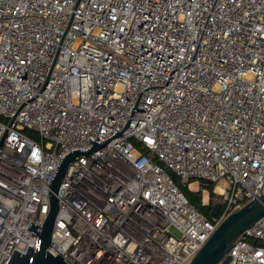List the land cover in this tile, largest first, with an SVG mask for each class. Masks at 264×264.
Instances as JSON below:
<instances>
[{
    "label": "built area",
    "instance_id": "built-area-1",
    "mask_svg": "<svg viewBox=\"0 0 264 264\" xmlns=\"http://www.w3.org/2000/svg\"><path fill=\"white\" fill-rule=\"evenodd\" d=\"M0 141V264L38 250L74 152L49 255L187 264L264 193V0H0ZM219 264H264V216Z\"/></svg>",
    "mask_w": 264,
    "mask_h": 264
},
{
    "label": "water",
    "instance_id": "water-1",
    "mask_svg": "<svg viewBox=\"0 0 264 264\" xmlns=\"http://www.w3.org/2000/svg\"><path fill=\"white\" fill-rule=\"evenodd\" d=\"M1 145V141H0ZM99 146L93 145L90 151ZM78 155L74 152L66 156L57 167L48 187V211L39 232V248L35 252L27 247L24 253L12 252L7 264H66L59 255H49L45 250L50 243V235L58 205L55 198L67 164ZM219 211V204H214L209 212L214 217ZM264 216V193L251 199L238 209L229 213L215 228L210 237L195 253L187 264H219L221 263L235 240L255 222ZM173 233L174 231L170 229Z\"/></svg>",
    "mask_w": 264,
    "mask_h": 264
},
{
    "label": "trees",
    "instance_id": "trees-1",
    "mask_svg": "<svg viewBox=\"0 0 264 264\" xmlns=\"http://www.w3.org/2000/svg\"><path fill=\"white\" fill-rule=\"evenodd\" d=\"M24 135L36 139L34 134L25 130ZM139 149V147H137ZM140 150V149H139ZM169 177L173 180L174 185L182 196L187 200V202L192 205L199 214L203 215L206 219L210 220L209 215L210 209L214 204L219 202V198L212 194L213 184L199 181L198 187L199 191L193 192L188 189V185L181 186L178 184L177 178L169 174ZM191 183V181H189ZM204 190L206 192L205 202H202L200 191ZM244 203H242L243 205Z\"/></svg>",
    "mask_w": 264,
    "mask_h": 264
},
{
    "label": "rangeland",
    "instance_id": "rangeland-1",
    "mask_svg": "<svg viewBox=\"0 0 264 264\" xmlns=\"http://www.w3.org/2000/svg\"><path fill=\"white\" fill-rule=\"evenodd\" d=\"M221 187H222V186H221ZM188 189H189L190 191H193V192L199 191V187H198V185H197V189H196V191H194V190L192 189L191 186H189ZM200 195H201V191H200ZM205 197H206V195H205V196H202V195H201V199H202V202H203V203L205 202Z\"/></svg>",
    "mask_w": 264,
    "mask_h": 264
},
{
    "label": "bare ground",
    "instance_id": "bare-ground-1",
    "mask_svg": "<svg viewBox=\"0 0 264 264\" xmlns=\"http://www.w3.org/2000/svg\"><path fill=\"white\" fill-rule=\"evenodd\" d=\"M215 192H218L217 189H215Z\"/></svg>",
    "mask_w": 264,
    "mask_h": 264
}]
</instances>
